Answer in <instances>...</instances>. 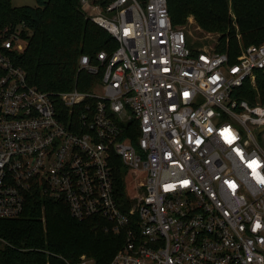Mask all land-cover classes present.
<instances>
[{
    "label": "built area",
    "instance_id": "1",
    "mask_svg": "<svg viewBox=\"0 0 264 264\" xmlns=\"http://www.w3.org/2000/svg\"><path fill=\"white\" fill-rule=\"evenodd\" d=\"M81 7L118 45L98 64L81 57L80 70H103L91 92L31 85L13 60L25 27L0 34V219L37 189L125 235L110 264H264V105L235 96L264 71V43L236 61L196 48L168 0ZM117 171L137 182L127 212Z\"/></svg>",
    "mask_w": 264,
    "mask_h": 264
},
{
    "label": "trees",
    "instance_id": "2",
    "mask_svg": "<svg viewBox=\"0 0 264 264\" xmlns=\"http://www.w3.org/2000/svg\"><path fill=\"white\" fill-rule=\"evenodd\" d=\"M34 7H14L0 0V34L6 27L23 25L25 47L13 53L16 65L27 73L31 85L47 93L78 89L91 92L103 70L93 75L80 70L88 56L98 64V55H112L118 45L103 28L86 17L81 0H36ZM176 28L193 17L205 32L218 34L216 49L233 61L244 47L264 43V0H168ZM256 90L246 82L235 96L251 105H264V71L256 73ZM120 163V161H118ZM117 194L121 209L134 205L130 187L117 171ZM125 235L115 233L107 219H75L68 205L34 190L24 213L17 219H0V264H77L83 255L97 264H110L123 247Z\"/></svg>",
    "mask_w": 264,
    "mask_h": 264
},
{
    "label": "rangeland",
    "instance_id": "3",
    "mask_svg": "<svg viewBox=\"0 0 264 264\" xmlns=\"http://www.w3.org/2000/svg\"><path fill=\"white\" fill-rule=\"evenodd\" d=\"M12 5L17 8L25 7V6L34 7V6H37V1L36 0H12ZM179 28L184 30L187 33L190 39V43H192L194 47L196 48H210L212 46H215L219 41L220 36L218 34L205 32L203 29L199 27V25L196 23L193 17H190L188 19V22L186 25L181 26ZM240 47L243 48L244 45L241 44ZM256 82H257V77L254 81L250 82L251 87L255 90H256ZM96 92L100 95H103L104 93L101 86L97 87ZM136 183L137 182L133 178V173L129 172L127 174V186L131 187L130 192L133 193L134 195L136 194V190H134V188L136 187ZM81 258H86V260L88 261L94 260L93 258L87 255H83Z\"/></svg>",
    "mask_w": 264,
    "mask_h": 264
},
{
    "label": "snow or ice",
    "instance_id": "4",
    "mask_svg": "<svg viewBox=\"0 0 264 264\" xmlns=\"http://www.w3.org/2000/svg\"><path fill=\"white\" fill-rule=\"evenodd\" d=\"M258 163V162H257ZM253 166V164H249V167H252Z\"/></svg>",
    "mask_w": 264,
    "mask_h": 264
}]
</instances>
